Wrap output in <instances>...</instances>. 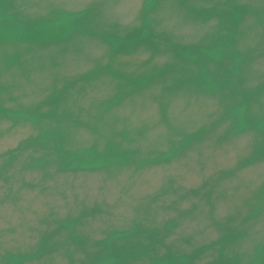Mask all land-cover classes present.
<instances>
[{
	"label": "water",
	"instance_id": "95a60500",
	"mask_svg": "<svg viewBox=\"0 0 264 264\" xmlns=\"http://www.w3.org/2000/svg\"><path fill=\"white\" fill-rule=\"evenodd\" d=\"M0 264H264V0H0Z\"/></svg>",
	"mask_w": 264,
	"mask_h": 264
}]
</instances>
